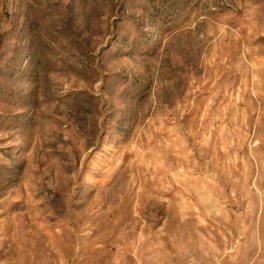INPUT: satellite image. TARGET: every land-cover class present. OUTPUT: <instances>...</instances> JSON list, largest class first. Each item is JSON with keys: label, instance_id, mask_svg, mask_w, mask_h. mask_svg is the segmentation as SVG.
<instances>
[{"label": "rangeland", "instance_id": "obj_1", "mask_svg": "<svg viewBox=\"0 0 264 264\" xmlns=\"http://www.w3.org/2000/svg\"><path fill=\"white\" fill-rule=\"evenodd\" d=\"M0 264H264V0H0Z\"/></svg>", "mask_w": 264, "mask_h": 264}]
</instances>
